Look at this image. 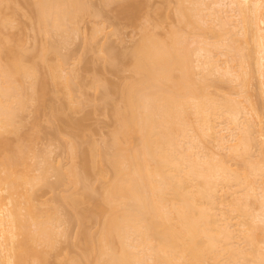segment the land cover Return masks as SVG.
Masks as SVG:
<instances>
[{
	"label": "bare ground",
	"instance_id": "1",
	"mask_svg": "<svg viewBox=\"0 0 264 264\" xmlns=\"http://www.w3.org/2000/svg\"><path fill=\"white\" fill-rule=\"evenodd\" d=\"M5 1L3 0L0 6L4 7L3 3L6 5ZM10 1L15 3L14 0ZM113 1L115 3L118 1V4L121 2L119 0H106L108 3ZM185 1L188 2L189 0L177 1V3L179 2L177 14L179 20H183L180 23L188 26L192 24L189 17H191L190 19H194L193 16L195 15H193L194 11L192 7L197 6L198 8L200 5H197L195 0L192 1L194 6L189 8V10H192L189 12L185 8L186 6L183 7ZM200 1L197 2L200 4L205 2L203 0L202 2ZM224 1L228 2L227 5H218V2L221 3V1H213L210 6L206 4L208 5L207 10L213 5L216 6H213L215 10L213 7L210 9L211 12H209V15L213 16V22L215 21V24L218 22L217 24L220 25L221 31H225L223 34L220 33V35L218 34L215 37H219L221 40L214 38L216 30L213 28H216L218 25L216 24V26L213 22L214 27H212L213 30L211 31L212 33L215 32V35H213L215 41L209 39L213 42L211 44L207 37L205 39L209 42L204 37L200 41L198 39L201 37H195L194 39L196 41L191 42L192 44H196L192 47L193 50L188 48L191 46H188L189 42L187 39L176 34L177 32L173 34L172 31L170 36L164 40L146 31L143 32L139 42L131 50L132 52L128 53L131 58L130 70H132L135 77L130 83L120 88L122 107L113 105L117 129L113 133L112 147H114V153H111V156H106V158L108 157V162L106 163L109 164L108 166L111 168L114 177L106 187L107 189L102 199L95 203L97 214H102L104 218L99 233L100 236L98 235V240L95 242L92 235L90 236L89 233L84 231L83 236L86 247L85 253L82 255L83 258L73 259L70 264H91L92 261L90 262L89 260H92L94 256L92 254L95 252L98 253L97 255L99 257L96 256L92 264H207L209 262V264H246V262L249 264H264V179L261 178L262 181L260 182L262 185L258 184L256 186L257 180L260 179L259 177H262L260 174H263L264 171V160L261 161L263 164L258 161L255 164L254 160L252 164H249L252 152L250 153L249 161L246 160L248 159V153L250 150L252 151V144L258 145L260 149L264 148V141H262V138H264V122L259 115L257 118H253L254 121L250 119L253 113L252 110L254 109V107H251L254 103L251 105L250 97L246 94L248 93V90L246 91V83H249V78L247 79L246 76L250 72L248 71L249 67L247 71H245L246 68L242 67L244 56L242 57L243 60H240L243 62H240V64L242 63V68H240H244L243 72L241 69H237L233 65L231 66V63L229 64L228 62L224 66H222L223 63L220 65L219 58H214L216 54L210 48L211 46H216V44L219 46H216L217 48H222V43L226 44L222 40L223 36L224 38L225 36L231 37L233 31L232 35L236 33V36L238 34L243 36H240V38L245 43L241 41L243 44L241 46L243 50H246L244 47L248 43L247 38H249L248 34L250 33L252 36L250 35L251 41L249 39V42L253 41L254 44L252 43V45H255L257 48V55L260 57H257L259 61H257L258 63L256 65L258 72L264 80V0ZM7 3L10 9V2L7 1ZM27 4L30 6L32 4L31 7L34 6L36 20L39 22L38 25L42 26L41 29L43 32H48L49 28H52L54 29L53 32L57 33V30L61 33L63 32L64 34L62 35L64 37L65 33L67 35L70 31H68L69 27L67 25L72 26L71 28L73 29L71 30L73 31L69 33H73L75 31V25L79 22L78 18H83V14L85 15L86 13V8L82 0H27ZM15 5L12 6L14 7ZM123 6L127 8L131 7V5ZM217 6L221 8L219 7V9ZM222 6L225 8L229 7V11L222 10ZM14 8L16 10L18 9L16 7ZM14 8L11 7V9ZM125 10L126 8L122 11ZM3 13L0 12V137L4 134H2V131H6L5 134L11 132L13 125H17L18 122L16 111H18V114L20 111L21 113L22 111L24 112L25 110L22 108L27 109L25 105L32 104L31 100H29L30 103H27L29 102L27 99H31L33 96L36 99L38 95L37 91L42 88H39L38 85L46 84L45 81H48V77H46L48 75L38 72L35 65H31V67H27L30 64L25 65L23 57L19 53V50L23 47L20 46V42L14 41L13 43L12 40V42L10 41L11 38L8 37L6 39L4 37L5 35L3 33H7L6 31L9 28L12 29L17 25L14 23L13 12L11 13L13 17L9 14V16H6ZM206 13L208 14L207 11ZM199 16L201 17V15ZM180 17L182 18L180 19ZM187 22L191 23L188 24ZM77 30H80V28ZM218 30L217 32L219 33L220 29ZM236 36L234 37L235 39L231 38V42L227 44L228 46L223 45V47H228L227 50H234H229L230 52H237L236 50H238L243 53V50H241L242 47L239 46L241 39L239 35L237 36L239 39ZM216 40L219 43L221 41L222 45L220 46ZM236 40L239 41L237 42ZM250 44L248 43L246 46ZM216 47L214 49L217 51L218 49ZM21 51L24 52L23 49ZM109 52L112 55L113 52ZM245 54L247 55L248 52ZM41 59H43L42 62L38 63L44 65L43 62L46 63L47 58L43 56ZM245 61L247 62V60ZM110 62L114 64V59ZM61 64L49 66V79L53 81V84L58 83L60 85L61 82L66 83L67 86L65 88L71 89V82L75 78L73 79L71 75L72 81L70 80V77H68L70 76L69 70L66 73L68 75L64 76L63 74L65 73L63 71L65 72L66 68L63 69ZM44 66L48 68L47 65ZM39 68L43 67L38 66ZM200 70L204 71L201 73H207L205 76L201 74L204 77L202 79L197 74ZM176 72L180 74L175 76ZM216 72L217 74H219L218 72H222L223 76L226 75L229 78L231 77V79L235 78L233 80L237 82L239 81L240 85L238 84V88H235L238 92L232 94L234 97L236 95L238 98L243 97V100L236 102V98L234 99L232 98L233 96H230L232 95L231 93H229V96L232 99L227 94H223L221 101L224 100V102H220L219 94H216L217 98H214L215 94L212 95L213 93L209 91V88L212 85L215 87L212 83L217 82V80L213 79L215 81L213 82L212 78H210L211 82L206 77L212 74L216 75ZM39 73L43 74L46 80ZM241 73H245V75H241ZM71 74L73 73L71 72ZM196 74L197 78L195 76ZM22 78H26L30 85H27L28 83ZM198 78L201 80L199 79L198 81ZM17 81L19 84L25 82L27 88H30L31 95H29V89L27 90L28 93L26 92L30 96L29 98H27V95H24L25 97L22 98L20 97V94L24 91L22 89L23 87ZM20 81L24 82L21 83ZM51 81H48V83H51ZM207 81H210L211 85L210 83L209 86L206 85L208 83ZM58 84L56 85L59 86ZM218 87L219 85L217 83L216 88ZM260 88L264 95V82ZM64 89L63 91H66ZM207 90L210 94L206 92ZM41 92L43 93V91ZM41 92L40 94H42ZM225 95L228 98H225ZM40 96V103H42V97L44 96ZM71 96L69 93L67 96L71 98L69 100L73 99ZM220 97L222 98V95ZM33 98L32 102L35 103L36 101ZM246 103L250 106H247ZM17 108L18 110H16ZM254 111L256 112V109ZM14 121H17L16 124H14ZM222 124L224 127L221 126ZM18 127L19 125L13 127L12 132L18 130ZM3 138H0V154H3L2 152L4 151L2 150L6 149L5 152L8 151V153L6 152L7 154H5L8 160L6 157L4 160L7 163L2 160L5 156L4 154V156L2 155L3 157L1 156L2 159L0 157V160H2V162L0 161V165L3 166L4 173V175L0 174V239H2V242L0 241V264H30L32 258H35L33 259L34 262L47 264L49 262V258L46 256L47 252L41 248L38 251V246H34L33 243L41 241L39 245L41 244L40 246H42V242L45 241L48 243L43 242L45 245L49 247L55 246V241L57 240L54 237L61 232L59 230L58 232L57 230L53 232L57 228V224H52V221L54 223L53 215L55 213L53 215L49 214L50 217H53L52 219L50 217H46L47 219L42 218L41 213L39 214L41 217L38 218L39 216H36L34 213L36 211L33 208L34 206L30 205V207L32 206L31 209H33L32 214L31 210L27 207L28 209H26L29 210V215L32 216L30 218L28 215V217L33 222H36L34 225L37 226V230L35 228V231H37L36 234L35 231L34 233L29 232L28 234L29 226L19 212V203L21 202H18L19 198L17 201L16 192L19 186L21 187L26 183H30V180L28 181L27 178H24L26 174L23 177L19 176L21 172L18 170L19 168H17L18 171L13 169L20 164L23 165L19 161H24L25 158H21L20 156L22 155H19V153L22 152L21 149L24 147L19 145L21 149L18 146L19 150H16L17 153L9 157V155H12L9 152L14 150V148L10 144L11 147H9L7 144L8 141L4 139L5 143ZM207 140L208 143H211L210 145L205 143ZM207 144L209 146L213 145L212 148L215 145V149L217 147L218 150L222 151L221 153L224 151L229 153L227 155L228 157L225 156L224 158H229L230 160H225L223 158L224 155L222 156L220 152L210 151L212 149L211 147L207 150ZM122 146L127 147L123 148ZM259 147L256 146L255 149L258 148L259 150ZM73 148L71 149L73 150L71 151L72 154L75 151ZM76 150L78 152V149ZM94 151L95 148L91 150L92 156L94 155ZM77 152L74 153L78 154L80 150ZM262 155L264 157L263 153ZM16 156L18 157L16 158ZM234 158L236 160L241 158L243 161L239 159L241 163L246 164L242 168V164L234 165L236 168H233L232 165L236 163L233 161ZM261 158L260 160H262ZM13 160H18L20 164L15 161L11 163L10 161ZM231 160L234 162H232L233 164L229 163ZM4 163L5 166L3 165ZM247 163L249 164L248 166ZM51 164L48 165L50 168H52ZM57 166L61 167L62 165ZM237 166L240 167L237 168ZM58 167L56 168L58 170L54 171L59 172V174L56 173L59 184L68 183L70 186H77L78 183L81 181L84 182L86 179L85 169L81 174L76 168L77 166L74 167L73 164L69 166L70 168L67 172L59 171ZM42 172L40 173V175L42 174L41 183L47 177H45L47 174L44 171ZM40 175L36 176L39 177ZM36 176L31 178L34 181L31 182V185L36 183L38 178ZM251 176L256 178L258 176V179L253 178L254 180H252ZM21 179L26 181L25 184ZM19 181L22 183L21 185ZM18 182L19 185H17ZM33 186L35 187L36 185ZM232 188L235 190L233 192L230 191V193L232 192L229 194L231 197H228L231 198L230 202L224 193H229L228 189ZM87 189L85 187L86 191L84 194H86ZM5 191L8 195L2 196V192L4 193ZM84 194L70 192L69 195H65L66 197L63 196V201L71 204L73 208H76V206L79 207L78 205H81L80 203H84V198H86L85 196L88 192L85 196ZM88 198L91 199L90 197ZM28 199L29 202L27 201V203L30 204L32 196L26 198V200ZM232 212H236L238 215L233 216ZM33 216L38 221H34ZM20 218L25 221L24 224ZM235 218L237 222H234ZM237 218L241 221H238ZM50 222L51 227L48 226ZM26 224L28 229L24 227ZM46 224L47 227L45 226ZM52 226L56 227L51 229L53 228Z\"/></svg>",
	"mask_w": 264,
	"mask_h": 264
},
{
	"label": "rangeland",
	"instance_id": "2",
	"mask_svg": "<svg viewBox=\"0 0 264 264\" xmlns=\"http://www.w3.org/2000/svg\"><path fill=\"white\" fill-rule=\"evenodd\" d=\"M7 1L10 2V4H9L10 9L7 6L8 5ZM14 1H15V3L13 1L6 0L5 1L6 5L3 3L4 7L0 6L1 7L0 12H2V13L4 12L3 14H5L6 16L11 15V13L13 12L14 17L12 15L11 16L15 20V22H14L15 25H17L16 27H14L12 29L11 28H9L8 30L6 29L7 33H3V35H5L4 37H6V39L8 37L11 38L10 41L12 40L13 43H14V41L15 42L19 41L21 44L20 46L21 47L23 46L21 49H23L24 52H22L20 48H19L20 52L18 50L17 51L20 53V55H22L25 65L27 66L28 64H30L27 67H31V65L32 66L35 65V68H37V71L40 73L47 74L48 76H46V77H48L47 78L48 81H51V79H49V74H48L49 73V66H53V65L57 66V65L62 63L61 67H63V69L66 68L65 72L63 71V73H65L63 75L67 76L68 74L66 75V73H68V70H69L70 76H68V77H70V80H71V75L73 76L72 77L73 79L75 78L73 81L74 83L71 82V85H72V86H70L72 89V91H71L70 88H65V86H67L66 83H63L60 81L62 84L59 82L60 83V85H59L58 83L54 82V83L58 84L61 87L60 88L56 84H53V81H51V83L50 82L48 83V81L46 80V77H44L43 74L39 73V75H42L43 76L42 78H44L46 80L45 81L46 84L41 85L39 83L40 86L38 85V87L39 88L42 87L44 90L41 88L38 90L39 92L37 91L38 95H37L36 99L34 96H33L34 98L33 97H31V99L29 98L30 97L29 95H31V91H30L29 87L27 88L26 83H28L27 85H30V84L26 78L25 79L22 78L23 80L26 81V83L24 81H23L24 83L21 82L22 81L21 80L20 82L23 84H19V82L17 81V83L19 85H21V87H23L22 89L24 91L23 93H21L22 95L20 94V97L22 98V97H25L27 95V98H29L27 100L28 101L31 100L32 104L31 105L30 104L25 105L27 109L22 108L23 110H25L24 112L22 111V113L20 111V113L18 114V111H16L17 112L16 117H17L18 122L16 121L17 125H15V126L19 125V127H18L19 129L18 128H17L18 130L14 129L15 131L12 132L13 127H15L13 125V127L11 128L12 129L11 132H8L5 134L6 131H2V134L4 133L2 135L4 138L2 136L0 137V138H3V141H4V139L6 141H8L7 144L8 145L10 144L14 148V150L9 152V154H12L11 156L9 155V157L14 156L13 154L17 153L16 150H19V148L21 149V146L24 147L21 149L22 152L19 153V155H22V156H20L21 158L24 157L26 159V160L24 159V161L22 160L23 161L22 162L19 158V160H20L19 162L22 163L23 165H21L18 162V160L17 161L13 160L10 162L12 163L15 161L16 163L18 162L20 164L18 167L15 166V168H13V169H16V171H18V170L21 171L20 173L18 172L19 176L23 177V175L26 174L25 176L30 177V178H28V177L24 176V178H27L28 181L30 180V183H26V184H25L26 181L22 180L23 178L21 179L25 185L21 186V187L19 186L18 187L19 189H17L18 191L16 192L17 201L19 198L18 202H21V203H19L20 207L18 206L20 210L19 209L18 210H19L21 216L23 217V219L25 218L26 223L29 226L28 227L26 224V225H24V227H26V228L28 227L31 230L30 231L27 228L28 234H29V232L34 233L35 228L37 230V226L34 225V224H36V222H33V220L30 219L32 216H30L29 212H28L29 210H31V214L33 213L32 212L33 209H31L32 206H34L33 208H35L34 210H36V211H34V213L36 216H39L38 218H40L42 216V218L47 219L46 217H50L49 214L53 215L55 213L53 215L54 216V223L52 221V224H54V225L57 224L56 225L57 228H55L56 226L53 227L54 226L53 225L52 226L53 228H51V229L55 228L53 230V232L55 230H57V232H58V230L61 231L60 232L61 234L59 233V234H57V236L54 237L55 240H57V241L54 240L56 242V243L54 242L55 246L53 245V247H49L43 243L45 241L42 242V246H40L41 244L39 245V243H41V241L33 243L34 246H38L37 247L38 251L40 250L39 248H41L42 250H45L47 252L46 256H48L47 258H49V262L47 264H60V263L70 264L71 260L77 259V258L81 259L83 253H85L84 251H85V247H86L85 244L86 243H85L84 236H83L85 232L89 233L90 236L92 235L95 242H97V240H98L97 239L98 235L100 236L99 233L101 231L104 218H103L102 214L101 215L97 214V209H96L95 203L102 199V197L105 194V190L107 189L106 187L108 186V184H110L111 180L114 177L111 168L108 166L109 164L106 163V162H108V159H107L108 157L106 158V156H111L112 155L111 153H114L113 152L114 147H112L113 146L112 145L113 144V133L117 129L116 128L117 123L115 122V118H114L113 105L115 104V105H118L119 107H122V103H121V99H122L121 97L122 96H121L120 88L123 87L124 85L130 83L135 77L132 70H130L131 58H130V54L128 55V53L132 52L131 50L134 49V47L137 45V43L141 39L143 32H146V31H147V33L154 34V36L156 35V37H158L160 39H164V40H166L168 38V36H170L172 31H173L172 32L173 34H175L174 32H177L176 34L181 35L187 39V41L189 42V45L187 43L186 44L188 46H191V47H188L191 50H193L192 47L194 45H196L194 43L193 44L191 43V42H194L195 37L196 38L201 37L198 39V41H200V39L202 40L203 39L202 37H204V39L207 37L208 40L209 39L214 40V38L216 36H218V34L219 35H220V33L223 34L225 31L224 32H223V30L221 31L220 25L217 24L218 22H216V24L218 25L217 26L214 23L215 21L213 22V20H214L213 16L209 15V12H211L210 9L213 6L214 7H216V6L213 5L212 7H209L210 8L209 10H207L208 5H206V4H209V6H210L213 1H215V2L221 1V3L218 2V5L219 4L220 5L221 4L227 5L228 2L227 1L225 2L224 0H203L206 2L205 3V2H202V0H201L200 2L205 3V4H202V3L200 4L197 2L199 0H195L196 1L195 3H197V5H200L199 6L200 8L198 7L199 8L198 9L196 5H195L196 7H192V6H194V3L192 2L194 0H189V1L187 0L188 2L185 1L186 3L184 2L183 7L186 6L185 8H187L189 12L192 11L191 9H190L191 11L189 10V8L192 7L193 11L195 12V13L193 12V15L195 14L194 15L195 17L193 16L194 19H190L191 17H189V20L192 21V24H190L191 22H189V23L187 22L188 24H190L187 26L186 24H181L182 23L181 21H183L181 19L182 17H180L181 21L179 20V16L177 14L178 13L177 9L179 8V6H178L179 2L177 3L178 0H119L122 2V3L119 2V4L117 3L118 1L116 3H115V1H113L114 3L113 2L108 3V2H106V0H82L84 7L86 8V11H85L86 13H85V15L83 14V16H84L83 18L82 17H80L81 19L78 18L79 22L76 21L78 24H76V23H75L76 25L73 24V25H75V27L73 26L74 30L76 31V32L74 31L75 33L74 32L69 33L70 31H73V30H71L73 28H71L72 26L67 25L69 27L68 31L69 30L70 31L67 33V35L65 33V37H64V35H62V34H64L63 32L61 33L58 30H57V33L53 32L54 29H52V28H49L48 32L42 31V29H41L42 26L41 25L39 26L38 25L39 22H37V20H36V18H37L35 15L36 13H35V10L33 9L34 6L31 7L32 4L30 6L29 5L30 2H28L29 4H27V0L26 1L25 0H19V1L14 0ZM1 2H3V0ZM11 2L13 3L12 5L16 4L14 7L18 8L17 10L11 5ZM122 4L125 6L131 5V7L127 8V7H124ZM1 5H2V3H1ZM204 5H206V6H204ZM122 6L124 9L126 8L125 11H122V10H124L123 8L121 10ZM177 6H178V8H177ZM6 7H7V9H6ZM11 7L14 9H11ZM222 7H223L222 10L225 9V10L229 11L228 10L229 7H226L227 9L224 6H222ZM129 8L131 9V11ZM127 9H129L130 12L127 11ZM214 10H215V8H214ZM216 10H218V9H216ZM15 11H17V12L15 13ZM126 11H127V13H126ZM196 11H197V13L199 12L198 14L201 15V17L196 13ZM206 11L208 12V14L206 13ZM201 13L204 15H202ZM203 16L204 17L206 16V18L204 19ZM9 18L11 19V17H9ZM209 18H211V19H209ZM13 19H11V20H13ZM206 19H207V21H206ZM185 20H187V19H185ZM185 20H184V22H185ZM212 22L217 26V27L215 26L216 28H213L216 30V35L214 34L215 32L212 33V31H211V30H213L212 27H214L213 26L214 24ZM79 28H80V30H77ZM226 28H225V30H226ZM228 28H229V26H228ZM51 29H52V31H51ZM218 29H220L219 33L217 32V31H219ZM43 30H45V29H43ZM99 30H101V31L98 32ZM3 32H5V31H3ZM232 33H233V31H232ZM232 33H231V37L225 36V38H224V36H223L222 40H223V42L225 41L226 44L222 43L221 41L219 43V41L216 40L217 43H219L220 46L222 44L228 46L227 44H229L228 42H231L230 41L231 38H234L236 36L235 32H234L235 36L232 35ZM7 34H9L11 36H9ZM204 34H206V35H204ZM213 35H215L214 38H213ZM238 35L240 38L241 34H238ZM250 35L251 34L249 33L248 34L249 38H247V39H248V43H251V44L246 46L248 44L247 43L245 45V47H248V48L244 47V49H246V50H243V47H242L243 44L241 43V41L244 42V40H242L241 38H240L241 39L240 41L238 40L240 42L239 46H241V44H242L241 50H243L242 51L243 53H241V51H238V50H236L237 52H230V51H234V50L229 49L230 50L229 51V50H227L228 47L227 48H226V46L223 47V45L221 46L222 48H217V47H219V46H217L218 44H216L217 47L213 45L214 47H216L218 49L217 51L212 46L210 48H211L212 52H214L216 54V56L213 54L214 58L218 57L220 59L219 60L218 58H215V59H218L220 65L223 63L222 66H224L225 63L228 62L229 64L231 63V66L233 65L237 69H241L242 67L246 68L245 71H247V68L249 67L248 68V71L250 72L248 74L249 77L246 76L247 79L249 78V80H248L249 83H246L247 84L246 85L247 86L246 91L248 90L247 91L248 93H246V94L250 97V100H251L250 103L252 102L251 105L254 103V105L251 107V108L254 107V109L252 110L253 113L251 112L252 115H251L250 119H253V118L255 119L259 115V117H261L263 119V122H264V98H263L264 95H263L262 89L260 88V86L263 84L264 80L262 79L260 73L258 72V67L256 64L258 63L257 61H259L258 58L260 56L257 55V48L255 47V45H252L253 41L249 42V39L252 36V35L251 36ZM237 36H236V38H237ZM241 37H243V36H241ZM217 38L219 39V37H217ZM217 38H215V39H217ZM239 38H237V39H239ZM186 39H185V41H186ZM208 40H206V41H208ZM219 40H221V39H219ZM250 41H251V39H250ZM210 42H211V44L213 43L212 41H210ZM9 47H11V45H9ZM195 47H197V46H195ZM249 47H250V49H249ZM251 48H252V51H251ZM253 49L256 50V52H254ZM109 51L113 52L112 55H110L111 52H109ZM238 52H239V55H238ZM247 52H248V54H247L248 57L246 54L244 55V53H247ZM26 54H27V56H26ZM253 54H254V56H253ZM249 55H251V56L249 57ZM41 56L42 57L44 56L45 58H47L46 63L45 62H43V63H44V65H47L48 68H46L42 63H40V64L38 63V62H42V60H43V59H41L42 58ZM239 56L241 57V59ZM242 57L244 58V60ZM245 58H247V59H245ZM248 58H250V59H248ZM113 59H114V64H112L110 62ZM47 60L49 63L47 62ZM240 60H243L244 63ZM245 60H247V62ZM249 60H251V61H249ZM248 61H249V63H248ZM240 62L243 63L242 67H241L242 63L240 64ZM31 63H33V64H31ZM38 66L43 67V68H39V69H41V71H39ZM244 68L241 69L243 72H244ZM42 70H43V72H42ZM201 70H202V68H201ZM201 70L199 71L200 73L197 72V74L199 76H201V74H202V76H205V74H207V73L206 72L201 73V72H204ZM73 71L75 72V74ZM71 72L73 74H71ZM218 73L219 74H217V72H216V75L212 74L213 76L208 75V77H206L207 79L212 78V80L213 79L217 80V82H215L213 80V82H215V83H212V84H214L215 87H213V85H212V87H210V88L208 87V88H209V91L213 93V94L211 93L212 95L215 94L214 95L215 97L214 96H212V97L217 98L216 94L217 95L219 94L218 97H219L220 102H224V100L221 101L223 99V94H227L228 96L230 95L229 93L235 94L236 92H238V91H236L235 88H238V84L240 85V83H239V81L237 82L236 80H233L235 78L231 79V77L229 78V76L228 77L226 75L223 76L222 72H218ZM179 74L180 73L176 72L175 76H177ZM197 74L195 75L196 78H197ZM242 74L245 75V73H241V75ZM202 76H201V79L204 78ZM209 76H211V77H209ZM199 79L200 78H198V81H199ZM210 81H211V79H210ZM210 81L209 82L207 81L208 83L206 85L209 86V83L211 85L212 81L211 82ZM217 83L219 85L218 88H216ZM63 84H64V86H63ZM25 87H26V89H25ZM259 88L261 89V91ZM63 89L66 91H63ZM27 90L30 91L29 95L27 94L28 93ZM41 91H43V93H45V94H43ZM209 91L207 90L206 92L210 94ZM40 92L42 94H40ZM68 92L72 95L71 96V97H73L72 100H69L71 98L67 97L69 95ZM261 92H262V94H261ZM39 94L44 96V97H42V99H43L42 103H40L41 96ZM233 94L230 96H233ZM221 95H222V98L220 97ZM227 95H225L224 97L228 98ZM230 96H229V98H230ZM32 98L36 101L35 103L32 102ZM38 98H40V99H38ZM232 98H234V99L236 98V102L238 100L239 101L243 100V97L238 98L237 95L235 97L233 96ZM232 98H230V99H232ZM24 100H26V99L24 98ZM27 103H30V101ZM246 104H244V105H246ZM247 106H250V105L247 104ZM255 109H256V112L254 111ZM16 110H18V108ZM19 110H21V109H19ZM254 119L251 121H254ZM16 122L14 124H16ZM250 123H253V122H250ZM221 126H223V124ZM9 129H10V127H9ZM262 139H263L262 141H264V138H262ZM205 143H208V140ZM208 144L210 145L211 143H208ZM208 144H207V150L210 149L209 147L212 148V146H213V145L209 146ZM10 145H9V147H11ZM19 145H21V146H19ZM254 145H256V144H254ZM254 145L252 144V148H251L252 151L250 150V152L248 153V157H247L248 159H246V160L249 161L250 155L252 154L251 155L252 157L250 159L251 161L249 162V164H252L253 160L255 161V164L257 163L256 161L263 164L261 161L264 160L263 159L264 157L262 155V153L264 154V152H263L264 148H261L263 150L262 151L260 149V147L258 145H256L257 147H259V150H258V148L255 149L256 146L253 147ZM18 146H19V148H18ZM125 147H127V146H124L123 148H125ZM72 148L75 150L74 152H77L76 149H78V152L80 150V153L77 152L78 154H76L73 152V154H72V152H71V151H73V150H71ZM94 148H95V151H94V155L92 156L91 150H93ZM7 149L10 150L9 148H7ZM216 149H217V147H216ZM216 149H215V145H214V148L210 149V151L220 152V154L222 156L224 155L223 158L229 154L226 151L221 153L222 152L221 150H218V149L216 150ZM5 150H2V151H4L2 153L5 156L3 154H0V157L2 155L4 156V157L2 156L3 159L1 157V159L4 162H5L4 159L7 158L6 154L8 153V151H6L7 152L6 153ZM13 151H15V152H13ZM261 151H262V153H261ZM22 153H24L25 155ZM259 153H261V154H259ZM246 155H244V156H246ZM18 156H16V158ZM259 157L260 158L262 157L261 158L262 160H260ZM236 158L233 159V161L236 162L235 164H233L234 162L232 160L229 163L231 164L233 162L232 163L233 168H236V166L234 167V165H237V164L241 165L242 164V166H241V168H242L243 165L246 163H241L242 159L238 158L236 160ZM224 159L226 160L227 158H224ZM239 159H241V161ZM257 159H259V160H257ZM2 160H0V161L2 162ZM7 160H8V158H7ZM10 160H12V159L10 158ZM105 160H107V161H105ZM227 160L229 161L230 159L228 158ZM238 160L240 161V163ZM48 162H49V164L52 163L51 164L52 168H50L48 166L49 165ZM5 163H7V162H5ZM5 163L3 164L4 166H5ZM60 164L62 166L58 167L57 165H60ZM72 164L74 165V167L77 166L76 168L78 169V171L80 173L82 171L84 172V169H85L86 172H84V173H85L86 179L84 180V182L81 181L80 183H78L77 186H75V185L70 186V184H68V183H67L68 185L65 183L59 184L58 183L59 181L57 180V175H56V173L59 174V172H57V171L55 172L54 170H58V169H56L58 167L59 171L61 170L63 172H67L68 169L70 168L69 166ZM249 164L247 163V166ZM239 167L240 166H237V168H239ZM17 168H19V169L17 170ZM60 168H62V169L65 168V169L62 170ZM64 170H66V171H64ZM263 170H264V167H263ZM0 171H1L0 174L4 175L3 166H1V165H0ZM42 171H44V173L47 174V175L44 174L45 177L47 176L45 178V180H47V181L44 180L41 183V180H42L41 175L42 174L40 175V173H43ZM22 172H25V173H22ZM263 174H264V171H263ZM263 174H260V175H262V177H259L260 179L261 178L264 179ZM36 175H40L39 176L40 178ZM33 176L38 177L37 181L40 180L39 181L40 183L37 182L36 180L35 181H36V183H39V184L33 183L31 185V182H34L31 180V178ZM2 177H4V176H2ZM251 177H252V180L258 179V176H257V178L254 176H251ZM260 179H258L259 181L257 180V182L255 180V182L257 183V185L255 184L256 186H258V184L262 185V183L260 182V181H262V179L261 180ZM19 182L17 185H19ZM21 184L22 183L20 182V185ZM33 185H36V186L34 187ZM85 187L88 188L87 189L88 194L86 192L87 195L84 194V192L86 191ZM228 190H229V193L228 192L224 193V194H226L225 196L227 198L231 197L229 194H231L235 189L232 188V189H228ZM228 190H226V191H228ZM230 191H232V192L230 193ZM70 192L71 193L77 192V193H80L81 195L84 194V196L86 195L85 196L86 198H84L85 200L89 199L88 197H90L91 199H89L87 201L84 200V203H80L81 205H78L79 207L76 206V208H73V206L71 204L65 203L63 201V196L69 195ZM6 193H7L6 191L4 193L2 192L3 195L2 194L1 195L2 196L8 195ZM25 195H27V197L32 196V199H30V204L27 203V201L29 202V199L26 200L27 197H25ZM228 200H230V202H231V198H228ZM30 205H32V206L30 207ZM27 207L29 208V210H27L28 209ZM36 212H37V214H36ZM40 213L42 214L41 216L39 215ZM235 213L236 212H234V213L232 212V215L233 216L238 215L237 213L236 214ZM28 215L30 216V218L28 217ZM43 215H46V216H43ZM33 218H34V221H38V220H36V217L33 216ZM52 218L53 217H50V219H52ZM86 218H87V220H86ZM23 219L20 218L21 222ZM238 221H241V220L238 219ZM24 222L25 221L23 220V224H24ZM234 222H237L236 218H235ZM48 224H49L48 226H50L51 222ZM262 224H260V225H262ZM45 226L47 227V224ZM24 230H25V228H24ZM62 230H64V231L62 232ZM65 230H66V232H65ZM36 232L37 231H35V234H36ZM62 233H64V234H62ZM65 233H67V234H65ZM65 235H68V236L65 237ZM37 240H38V238H37ZM37 240L35 239V241H37ZM263 240H264V238H263ZM0 241L2 242V239H0ZM46 244H48V243H46ZM95 253H96V255H95ZM95 253L92 254V256L94 255L95 257L93 256L92 260L91 259L89 260L90 262L91 261L93 262V260L95 261L94 258H96V256H98L97 255L98 253L97 252H95ZM33 259H35V258H32L30 260V264L31 263L32 264H39V262H34ZM83 262H85V261H83ZM92 262H91V264H92ZM209 263H207V264H209ZM246 264H249V263L246 262Z\"/></svg>",
	"mask_w": 264,
	"mask_h": 264
}]
</instances>
